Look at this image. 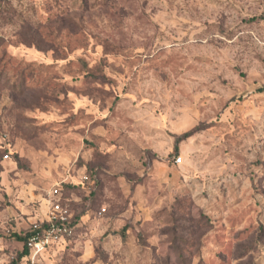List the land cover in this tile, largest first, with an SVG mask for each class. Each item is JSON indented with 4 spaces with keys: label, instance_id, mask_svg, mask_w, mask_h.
<instances>
[{
    "label": "rangeland",
    "instance_id": "obj_1",
    "mask_svg": "<svg viewBox=\"0 0 264 264\" xmlns=\"http://www.w3.org/2000/svg\"><path fill=\"white\" fill-rule=\"evenodd\" d=\"M263 90L264 0H0V264H264Z\"/></svg>",
    "mask_w": 264,
    "mask_h": 264
},
{
    "label": "built area",
    "instance_id": "obj_2",
    "mask_svg": "<svg viewBox=\"0 0 264 264\" xmlns=\"http://www.w3.org/2000/svg\"><path fill=\"white\" fill-rule=\"evenodd\" d=\"M7 157L5 155L4 158ZM180 161V157L175 158L176 163ZM86 180L87 177L83 176L82 181ZM58 195V187L52 188L48 192V199H45L46 212L43 218L31 225L25 241L28 255L23 264H35L37 257L46 249L73 237L74 218L72 211L57 199Z\"/></svg>",
    "mask_w": 264,
    "mask_h": 264
},
{
    "label": "trees",
    "instance_id": "obj_3",
    "mask_svg": "<svg viewBox=\"0 0 264 264\" xmlns=\"http://www.w3.org/2000/svg\"><path fill=\"white\" fill-rule=\"evenodd\" d=\"M264 91V90H263ZM191 132L189 133H186L184 134L182 137L183 138H186L189 136ZM89 182L91 181L92 182V185H95V182H96V176L94 175L93 178H88ZM78 186H75V184H72V183H63L59 188V195L57 197V199H59V201L63 204V205H67L69 207V209L71 210V207H70V203L69 201L64 197V194L65 192L70 188V189H74ZM78 219H80V217H75L74 218V221H73V225H74V232L76 230V227H75V222L78 221ZM38 221V220H37ZM128 230V226L127 225H124L122 228H120V230L118 231V235L119 237L122 239V241H125L126 237H127V234H126V231ZM30 231V230H29ZM29 231L24 235V236H18V235H15V238L17 241L19 242H22L23 243V250L17 255V257L12 260L11 262H9V264H23L24 261H25V258L27 257L28 255V251L25 247V241H26V238H27V235L29 233ZM65 242V241H64ZM63 242V243H64Z\"/></svg>",
    "mask_w": 264,
    "mask_h": 264
},
{
    "label": "crops",
    "instance_id": "obj_4",
    "mask_svg": "<svg viewBox=\"0 0 264 264\" xmlns=\"http://www.w3.org/2000/svg\"><path fill=\"white\" fill-rule=\"evenodd\" d=\"M44 214H45V213H44ZM42 218H43V217H42ZM42 218H41V219H42Z\"/></svg>",
    "mask_w": 264,
    "mask_h": 264
}]
</instances>
